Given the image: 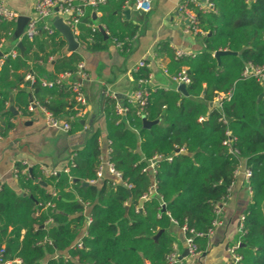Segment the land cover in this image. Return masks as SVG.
Segmentation results:
<instances>
[{
  "label": "trees",
  "instance_id": "1",
  "mask_svg": "<svg viewBox=\"0 0 264 264\" xmlns=\"http://www.w3.org/2000/svg\"><path fill=\"white\" fill-rule=\"evenodd\" d=\"M110 1L98 8L105 12L101 23L109 38L127 50L138 27L121 22L113 12L122 5L111 8ZM214 3L216 9L209 12L192 7L204 51L184 58H176L173 53L170 73L187 67L191 80L188 96L175 89L146 88V104L129 105L122 121L115 114L116 101L106 99L110 161L130 188L113 185L108 178L97 185L90 183L97 179L102 156L97 130L90 132L85 145L69 156V172L45 176L33 167L32 175H28L25 166L16 165L19 185L27 194H19L7 184L0 186V248L5 249V259L11 264H166L173 252L174 240L168 230L174 222L186 227L187 236L192 230L204 234L194 237L201 253L216 218L215 206L228 201L242 162L251 170L252 201L244 214L236 251L243 264H264V98L259 100L264 85L256 78L242 77L248 63L264 64V0ZM6 22H0V40L11 30L17 33V25ZM93 25L92 16L86 13L79 27L85 32L80 39L95 51L104 48V35L99 29L93 32ZM42 34L48 40L49 52L31 58L28 46L24 54L7 56L0 67L2 137L13 126L12 95L28 111V94L32 92L39 99L49 95L47 101L40 100L41 104L58 119H69L77 113L70 81L50 89L38 80L25 81L29 72L54 80L75 72L77 63L83 61L79 52H64L67 43L57 31ZM220 50L239 54H225L218 60L214 54ZM32 59L35 65L29 66ZM52 62L49 72L47 67ZM22 69L24 72L19 73ZM229 93V99L210 107L218 97ZM140 110L142 115H138ZM142 116L158 123L144 128ZM70 122L73 133L81 121ZM131 127L138 128V134ZM227 128L236 137L237 157L223 144ZM181 149L186 151L178 153ZM156 155L164 159L156 165L153 176L145 168ZM170 156L173 161L166 159ZM154 183L155 193L144 199ZM85 203L92 206V222L82 238V247H78L74 242L86 227Z\"/></svg>",
  "mask_w": 264,
  "mask_h": 264
},
{
  "label": "crops",
  "instance_id": "2",
  "mask_svg": "<svg viewBox=\"0 0 264 264\" xmlns=\"http://www.w3.org/2000/svg\"><path fill=\"white\" fill-rule=\"evenodd\" d=\"M0 1H3L21 16L28 17L33 16L37 2V0ZM123 1L111 0L109 7L113 8L119 4L122 5V8L120 10L115 9L113 14L121 18V22H129L138 27L127 50H123L120 44L109 38L108 31H106L108 37L104 36L102 43L104 48L95 51L89 50L85 40L80 39L82 35H85V32L81 31L79 27L77 41L80 45L76 52L82 55L88 73V79L83 82L88 104L83 117L78 119L81 121L80 126L75 128L73 133L67 131L66 134L64 129L52 127L47 122L45 108L40 100L47 101L49 95H45L44 98L42 96L39 99L32 92V94H28L29 108H33V110L29 109V111L22 102L19 101L17 104L15 97L11 96L13 98H10V107L13 106L18 114L16 115L10 110L13 113V118L10 120L13 124L12 129L6 137L0 139V186L7 184L17 193L27 194L20 187L14 172L17 164L25 166L27 169V172H25L28 175H32L30 169L33 172V167H38L39 170L42 166L50 169H63L67 166L68 158L72 152L81 149L90 136V132L95 130L100 132L99 143L102 155H105L109 141L105 115L106 99L111 98L112 94L124 98L140 88L138 73L134 72L140 61H145L147 64V67L143 69L150 76L148 83L145 85L147 88L152 90L175 89L179 91V84L172 80V74L170 73L173 65V53H175L176 49H182L194 56L205 49L202 38L188 31L187 16L179 11V3L184 0H151L152 10L148 13H143L134 8L133 0H129L128 3H123ZM248 1L251 3L255 0ZM126 10H130L128 15L125 13ZM86 13L92 16L93 26H97L98 29L102 26L105 29V26L101 23V19L105 15L103 10L86 9ZM54 20L55 17L50 19L52 26ZM6 23H15L17 25V22L14 21ZM53 29L57 31L54 26ZM55 31L51 34L46 32L52 35ZM42 32L45 31H40L33 40L26 39L24 43V39H21L18 33L11 30L8 32L7 38H1L0 40L2 56L9 54L14 49L17 50L18 55L24 54L28 46L30 47L29 54L31 58L36 54L45 55L50 48L48 40ZM19 43H23V51L19 48ZM64 52L67 54L73 53L68 49V43ZM53 64L54 62L48 65L47 70L49 72L53 70ZM28 65H35L33 59L28 61ZM183 68L187 69V67ZM23 72V69L19 71V73ZM40 78L47 77L40 75ZM46 88L50 89V87ZM27 91L29 90L27 89ZM182 94L188 96L184 93ZM30 97L33 99L32 103ZM263 98L264 96L262 98L259 97V100ZM214 105H217V102L215 104L211 103L210 107ZM125 117L121 118V120L118 118V121L124 120ZM201 120L203 118H200ZM85 126L88 128L86 129ZM131 129L138 134V128L131 127ZM183 151L185 152L186 150L181 149L177 152ZM246 169L245 163L242 162L236 172V180L230 188L229 199L222 204V213L219 217L220 224L208 235L205 249L199 255L190 254L180 259L184 251L188 249L187 234L184 228L177 223L174 222L171 225L168 232L174 240L173 250L178 255L175 264H228L230 262L232 258L230 250L240 244L242 217L252 201V191L245 176ZM151 174L154 176V173L151 172ZM99 183L100 181H97L94 184L97 185ZM91 207L89 203L84 204L85 218L86 215L91 216ZM87 226L86 224V227L74 242V246L78 240L82 241V238L87 234ZM49 258L50 256L43 262L45 263Z\"/></svg>",
  "mask_w": 264,
  "mask_h": 264
},
{
  "label": "built area",
  "instance_id": "3",
  "mask_svg": "<svg viewBox=\"0 0 264 264\" xmlns=\"http://www.w3.org/2000/svg\"><path fill=\"white\" fill-rule=\"evenodd\" d=\"M108 0H37L35 4V11L32 17H29V20L23 30V32L20 34L21 39H28L33 40L40 31L44 30L48 33H53L55 30L53 29L52 23L50 22V19L52 17H61L66 24H68L76 39L77 35L79 34V24L82 22V19L86 15V9H94L97 10L101 5L105 4ZM127 3L129 0L126 1ZM134 5H136V8L140 10L143 13H148L152 10V1L151 0H133ZM197 7L203 12H209L212 10H215V3L213 0H184L181 3H179V11L184 13L187 16L188 19V31L192 32L195 35H198L201 33L199 27H198V18L195 12L193 11L192 7ZM21 15L17 12L13 11L11 8H9L3 1H0V22L3 21H14L18 22V19ZM98 29L97 26H92L93 32H96ZM11 55L13 57H16L18 55L17 50H12L9 54L3 55L0 58V67L4 61V59ZM193 56L190 52H187L182 49H176L175 50V57L176 58H184ZM2 59V60H1ZM147 67V64L145 61H140L138 65L135 67L134 72L138 73L139 76V82L141 84L140 88L137 89L133 94L127 95L124 98H120L118 95L112 94L111 98H113L116 101L115 104V113L119 117V120L121 118L125 117L128 110L129 105H135L139 104L141 107L146 104L147 97L149 95L147 91V87L145 86L146 83H148V79H150V76H146L145 71H143L144 68ZM142 70V71H141ZM167 72V70H166ZM242 77L244 78H256L258 81H260L264 85V64H254V63H248L245 66V69L242 73ZM172 80L175 81L178 84L184 83L185 85H189L191 80L187 73V69L183 68L181 71H179L177 74H174L171 76ZM88 79V73L86 71L85 63L84 61H81L77 63L76 71L75 72H67L59 77H57L54 80H50L48 78H37L32 73H27L25 76V81L29 83H34L37 80L42 84L44 87H54L56 85H61L64 80L70 81V88L74 93V100L76 103V109L77 113L74 116H70L69 119H58L56 118L53 113L47 111L46 112V119L47 122L55 128H62L65 131H70L71 126V120L73 119H81L85 113L88 100L87 96L84 92L83 88V82ZM144 85V86H142ZM231 93L228 95H222L217 98L216 102L218 105H220V101L224 98H230ZM31 110H33L32 107H30ZM138 115H142V111L140 110L138 112ZM223 123H227L225 118H221ZM87 129L88 127L85 126ZM2 135L0 134V139H2ZM236 141V137L233 136L232 131L230 129H226V139L224 140L223 144L227 147L230 154L234 156H239L240 152L239 150L234 146ZM108 141V148L106 150L105 155L101 156V162L98 167L97 171V179L92 180L90 183L94 184L97 181H101L105 178H108L112 181L113 185L117 184H124L128 188L131 187L127 182L124 181L122 172L119 171L115 165L110 161V153L111 148ZM164 159L161 155H156L152 159L149 160L148 166L145 168V170H149L152 173H155L156 171V165L160 160ZM169 161L173 160V157L170 156L166 158ZM27 172V169L25 170ZM40 171L45 176H56L58 173L65 171L69 172L68 166H65L63 169H50L45 166H42L40 168ZM14 172H17V169L15 167ZM245 176L247 180H250L251 177V170L246 169ZM155 184L151 187L149 194L144 196V199H149L154 193H155ZM47 206H53V204L48 203ZM222 204L215 206V213L216 218L213 222V228L209 230L207 235H210L216 226L220 224V215L222 213ZM244 219V216L242 217V221ZM92 222V216L86 215V224L90 225ZM185 231H187L186 227H183ZM191 236H187V247L189 250V253L191 255H199L200 252H198V248L196 244L194 243V237L195 236H202L203 233L191 231ZM82 241L78 240L76 246L82 247ZM238 246H234L231 251V260L228 264H243L242 256L237 253ZM178 255L175 250L171 252L167 258H166V264H175L177 262ZM15 262L19 263L20 260H16ZM12 262L5 259V249L2 247L0 248V264H11Z\"/></svg>",
  "mask_w": 264,
  "mask_h": 264
},
{
  "label": "water",
  "instance_id": "4",
  "mask_svg": "<svg viewBox=\"0 0 264 264\" xmlns=\"http://www.w3.org/2000/svg\"><path fill=\"white\" fill-rule=\"evenodd\" d=\"M134 8H136V5H134ZM125 13L128 15L130 13V10H126ZM28 20H29V17L28 16H20L19 17L18 22H17V33H18V35H20L23 32V30H24V28H25ZM53 26L66 39V41L68 43V49L71 52H76L78 50L80 44L77 41V39H76V37H75V35H74L71 27L68 24H66L64 22V20L61 17H59V16H57L55 18V20L53 22ZM99 29H100V31L102 32V34L105 37H108L107 36V33H106V30L102 26H100ZM18 46L21 49V51L24 50L23 43H19ZM225 54H239V53L232 52V51H229V50H225V51L220 50V51H216L215 54H214V56L218 60H220V57L222 55H225ZM0 56H2V52L1 51H0ZM178 90L181 91L182 93H184L185 95H188L187 85H185L184 83H181V84L178 85ZM263 96H264V93H262V95L260 96V98H262ZM12 98L13 97H11V99ZM30 101H31V103L33 102L32 97H30ZM10 110L14 114H16V115L18 114V112L15 110V108L13 106L10 107ZM143 123H144V127L145 128H150L152 125L157 124L158 121H150L145 116H143ZM65 132L67 134V131H65ZM30 173L32 174V169H30ZM76 181H78V180L76 179ZM40 184L43 185L44 187H47V183L45 181H41ZM84 184L85 185H88L87 182H85ZM189 255H190L189 250L186 249L184 251V253H183V256L180 259H182L184 257H187Z\"/></svg>",
  "mask_w": 264,
  "mask_h": 264
}]
</instances>
